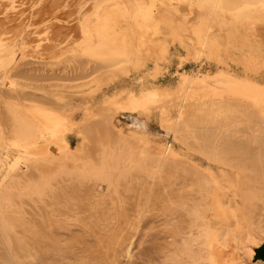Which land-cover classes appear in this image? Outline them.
Listing matches in <instances>:
<instances>
[{"label":"rangeland","instance_id":"obj_1","mask_svg":"<svg viewBox=\"0 0 264 264\" xmlns=\"http://www.w3.org/2000/svg\"><path fill=\"white\" fill-rule=\"evenodd\" d=\"M84 2L12 0L22 24L2 29L0 264H264L253 255L264 249L255 236L264 230V25L240 48L214 29L217 49L198 59L193 34L210 5L164 7L142 51L89 61L71 56V32L55 30L72 29ZM224 8L233 13L234 2ZM39 108L70 126L37 161L16 132ZM184 121L198 136L201 123L216 153L243 150L247 173L236 154L216 164L190 135L182 140ZM248 188L261 195L252 227Z\"/></svg>","mask_w":264,"mask_h":264},{"label":"bare ground","instance_id":"obj_2","mask_svg":"<svg viewBox=\"0 0 264 264\" xmlns=\"http://www.w3.org/2000/svg\"><path fill=\"white\" fill-rule=\"evenodd\" d=\"M83 1L87 2L88 4L87 5L84 4L85 7L81 8V11L78 15V19L76 18L74 21L75 25L72 26L73 28L66 30L67 26H61L55 30L56 31L59 30L64 34L71 32L73 34V40L69 45L70 46L69 51L72 54L71 56H73V58L75 56L86 58L89 61L100 60L101 57H103L102 56L103 51H109L111 58L120 59V60L127 59L129 54L132 53L131 51L132 46H136V54L142 51L148 45V43L152 41L155 38V36L159 34L160 22L158 21L157 16L159 10L164 7H175L176 5H180L184 3H189V4L208 3L210 5L212 10L211 17L208 20L202 22L200 26H198V28L194 31L193 34V42L197 47L195 55L198 59L201 55H206V56L212 55L214 51L217 49L218 47L216 42L217 40L214 39L216 38V36H214L213 38V36L211 35L214 29L227 32L230 38L231 45L235 48L236 47L240 48L238 46L246 43L250 44V42L253 39V35L255 34L254 33L255 29L258 25H264V0L260 1L262 2V4L260 5H256V3H258L256 2V0H232V2H234V10H232L233 13L231 11L229 12L224 8V3L226 0H83ZM11 3L12 0H0V47L1 48L2 46H5L3 42L6 40V38L4 39L5 32H3L2 29L20 27V25L22 24L21 22L18 24L19 18L17 16L19 15V12L18 13L15 12V14H18L16 16L14 13H12L9 10ZM8 13L10 14L7 15ZM75 13L76 10L74 14ZM227 13L230 16L229 18L226 17ZM57 40L58 38L56 37L54 39V42ZM45 48H48V46H46ZM23 51L25 52L24 55H26L27 53L26 48H24ZM163 52L166 53V51ZM41 58H45V57H41ZM149 96L156 97L155 93H149ZM208 115L211 116V114ZM195 121L197 120H194V122ZM196 123H199V121H197ZM200 124L199 126L196 124L201 130L200 136H198V134H194L195 132L192 133V130H190L191 128H194L195 125L194 127H192L189 124V122H185V121L177 125L178 129L175 131V133H180V135L181 133H184L181 135L182 140H184L183 138L186 135L187 136L190 135L194 143L197 145L196 148L197 151H199L203 155H206L207 156V157L205 156L206 159L210 157V159L208 160L211 159H213L212 161L216 160L215 161L216 164H218L219 161L220 163L226 162L224 160L228 154L230 153L236 154L235 155L236 157L235 158L233 157L234 160L236 161L235 167L238 170L237 172L244 174L249 168V167L247 168V164L244 161H242L240 157L244 154V151L243 150L239 151L238 147L236 148L225 147L222 150L218 151V153H216L210 141L203 137L202 132L205 129V127L200 126ZM69 126H70V122L64 116L58 115L44 108H39L28 112V119L22 120L19 123L18 126L19 128L18 131L16 132L17 140H18L17 143L21 144L22 149L25 150V152L29 153V155L33 157V159L40 161L45 159L46 156L45 146L49 145V143L55 138H57V136L60 135L62 137L65 136ZM42 143L45 144L40 145ZM245 180L248 181L247 179ZM249 182L250 184H252L250 180ZM247 186L248 185H246L245 188H247ZM242 196H243L242 200H244L248 208L247 209L245 207L248 211L245 210L246 213L244 214V218L246 220V223H248V225L252 227V222L254 221L256 214L255 213V208L257 207L256 203L258 201L260 202L261 195L257 192V189L256 191H253L250 188H248L244 192V194H242ZM247 228L249 227L247 226ZM248 230L250 231L251 229ZM199 234L201 239L204 241L205 246L211 247L212 240L207 225L200 226ZM255 236H258V238L260 239H264V230L260 231ZM227 240H228V234L223 238L224 244H226Z\"/></svg>","mask_w":264,"mask_h":264},{"label":"crops","instance_id":"obj_3","mask_svg":"<svg viewBox=\"0 0 264 264\" xmlns=\"http://www.w3.org/2000/svg\"><path fill=\"white\" fill-rule=\"evenodd\" d=\"M254 254L256 255V257H258V260H262V258H264V249L263 248H259V249L256 250V252L254 250L253 255Z\"/></svg>","mask_w":264,"mask_h":264}]
</instances>
